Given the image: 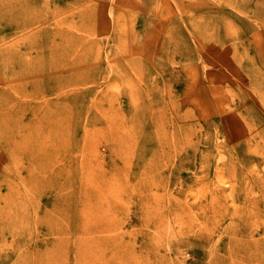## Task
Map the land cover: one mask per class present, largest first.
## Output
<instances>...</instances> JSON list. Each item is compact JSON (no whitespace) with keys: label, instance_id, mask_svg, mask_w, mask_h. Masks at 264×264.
I'll return each mask as SVG.
<instances>
[{"label":"rangeland","instance_id":"obj_1","mask_svg":"<svg viewBox=\"0 0 264 264\" xmlns=\"http://www.w3.org/2000/svg\"><path fill=\"white\" fill-rule=\"evenodd\" d=\"M5 1L0 264H264V0Z\"/></svg>","mask_w":264,"mask_h":264},{"label":"bare ground","instance_id":"obj_2","mask_svg":"<svg viewBox=\"0 0 264 264\" xmlns=\"http://www.w3.org/2000/svg\"><path fill=\"white\" fill-rule=\"evenodd\" d=\"M10 2H17V1H19V7H21V5H24V3L27 5L26 6V9L28 8V6H29V3L28 2H26V1H28V0H22V1H20V0H9ZM31 1V4H33V5H36L37 3H38V0H30ZM35 2V3H34ZM5 4L9 7H13V6H16V3H8V1L6 0L5 1ZM3 6V5H2ZM19 11V10H18ZM20 12H22V14H24L23 12H24V10H22V11H20ZM54 18V17H53ZM52 18V19H53ZM54 20H51V19H49V17H48V14H45V15H35L32 11H30V9H28L27 10V12H26V10H25V15H23L18 21H17V23L16 24H14V26L15 27H18V28H20V27H26V26H28V25H30L31 26V24L32 23H40V25L41 24H48V23H51V22H53ZM28 28H30L29 26H28ZM42 28V29H41ZM46 28H49L47 25H45V26H43V27H32V28H30L29 30H27V37H32V36H35L36 38H37V40H39V39H41L42 40V43H28L27 45H26V48H27V50H29L28 52H31V50H34L35 52H36V54L39 56H47V53H49L50 51H52L51 49H53V45H47V44H45V43H43V41H44V38H47V33H49V32H53L54 31V29H53V27L51 28L52 30H50V31H45L44 33H42L43 32V30H45ZM42 33V34H41ZM25 35V34H24ZM48 46H50V48H48ZM57 46L56 45H54V49L56 48ZM51 57H48V61H46V64L47 65H45V63H41L40 65H39V68L37 67H28L26 70L25 69H23V70H25V72H23V73H26L27 75H32V74H28V72H30V71H33V72H40V71H42V70H44L45 71V69H47L49 72H55V71H57L59 68H60V66L62 65L61 63H59L58 64V62L56 61H52L51 59H50ZM24 63H25V61H24ZM23 65V61H21V63H20V66H22ZM23 66H25V67H27L25 64L23 65ZM31 68H36V69H31ZM21 70H22V68L19 70V72H21ZM34 75L36 74V73H33ZM2 132V131H1Z\"/></svg>","mask_w":264,"mask_h":264}]
</instances>
